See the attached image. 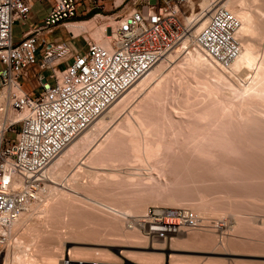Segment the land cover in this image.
<instances>
[{
	"label": "rangeland",
	"instance_id": "obj_1",
	"mask_svg": "<svg viewBox=\"0 0 264 264\" xmlns=\"http://www.w3.org/2000/svg\"><path fill=\"white\" fill-rule=\"evenodd\" d=\"M198 1L207 3L209 0ZM132 6L131 0H126L124 4L114 8L112 1L107 0L100 8H93L74 22L68 23V29L64 25L54 27L51 32L46 33V40L54 44L64 43L69 47L61 57L66 62L65 57L69 60L73 51L84 49L89 41L102 43L107 38L106 34L111 35L119 16L129 11ZM47 7V0L34 1L30 19L25 23L14 22L13 39L18 40L23 30L38 23ZM253 39L260 48L264 47V34L253 36ZM181 46L179 43L175 48ZM63 65L65 63L60 67ZM38 68L35 65L29 69L27 76H21L23 86L28 91L38 92L40 89L34 75ZM169 70L168 67L164 68V74ZM45 72L48 73L47 70ZM171 82H162V95L159 96H164V102L170 108L177 103L172 96L177 87ZM149 90L129 101L128 106L125 105L124 109L114 116L113 122H110L111 127L108 124L109 128L106 126V129L97 130L90 139H82L80 147L63 161L57 177L55 173L53 181L45 182V185L49 186L44 185L42 199L32 202L29 209L25 210L26 216L22 218H25V222L22 220L18 224L20 228H16L14 223L8 226L0 224V257H7L10 253L9 262H18L19 256L16 257L15 254L19 253L25 256L22 262L26 263L35 253L41 255V264H264L263 155L257 154L256 159L252 156L249 161H236L225 167L191 154L190 150L183 146L186 142L183 137L189 135L187 128L190 124L182 122L174 125L168 120L165 121L159 113V106L153 100L155 94L148 95ZM141 101L145 102V106L148 105L147 108L152 109L146 117H150V121L155 122L156 126L158 124L157 128L167 136L163 141L165 149L162 154L157 156L158 158H152V162L136 161L133 164L129 162L124 141L118 139L120 142H116L120 145L117 144L113 150L108 151L113 154L112 157L109 154V158L116 161L118 157V161H106L109 164L104 162L106 166L90 164L85 157L92 147L103 141L115 124L131 115L134 105ZM175 134L179 138L176 139ZM105 159L108 160V157ZM248 162L251 164L248 165ZM95 172L100 174L99 177L106 176L102 177L105 180L100 179L101 177L93 178L91 174ZM109 172L117 174L116 180L110 177L111 182V179L107 178ZM50 185L57 186V189H52ZM89 191L95 193V198L100 197L102 202L126 205L132 207L133 212L129 213V216L121 217L119 221L104 209L102 212L100 207L92 206L90 200L81 195L83 193L79 194ZM70 192L77 198H71L68 194ZM175 198L176 201L171 202V199ZM46 200L52 213H48L49 215L44 212ZM61 200L63 205L57 208L58 211L51 209ZM200 205L201 210L207 209L203 213H208L198 214L203 224L189 230L183 229L169 238L162 235L150 237L147 235L149 229L144 230L133 220L149 209L177 207L188 208L197 213ZM22 222L25 225H22ZM21 225L27 230L26 233ZM28 243L33 244L29 246ZM41 257L50 258L51 262L44 263L40 261ZM0 264H3L2 259Z\"/></svg>",
	"mask_w": 264,
	"mask_h": 264
},
{
	"label": "built area",
	"instance_id": "obj_2",
	"mask_svg": "<svg viewBox=\"0 0 264 264\" xmlns=\"http://www.w3.org/2000/svg\"><path fill=\"white\" fill-rule=\"evenodd\" d=\"M34 1L0 0V224L4 225L41 192L51 160L181 38L187 36L188 45L222 67H228L241 50L240 20L222 3H215L203 28L194 32L191 24L201 10L192 12L189 4L194 0H131L132 8L116 20L107 46L89 41L65 62L61 57L69 47L47 41L46 33L107 0H47L43 17L14 40V22L30 19ZM111 1L116 8L126 0ZM35 65L40 89L31 92L21 76ZM133 220L147 228L167 224L174 231L203 224L194 210L177 207L149 209Z\"/></svg>",
	"mask_w": 264,
	"mask_h": 264
},
{
	"label": "bare ground",
	"instance_id": "obj_3",
	"mask_svg": "<svg viewBox=\"0 0 264 264\" xmlns=\"http://www.w3.org/2000/svg\"><path fill=\"white\" fill-rule=\"evenodd\" d=\"M215 3H222L240 20L237 36L241 44V50L232 63L228 67L216 65L211 62L199 48L192 44L188 45L187 36L181 38L180 41L171 50H169L163 58L157 61V63L152 66L145 75L139 78L134 84H132L130 88L123 92L102 114H100L86 129H84L73 140H71L51 160L44 170V185L46 181H53L52 178H54L55 173L57 177L58 170L60 169L63 161H65L66 158L71 155V152L80 147L83 138L86 137L87 139H90V137L94 136L97 130L106 129L108 124L112 125L110 122H113L112 120L114 116L116 117L120 110L122 111V109H124L125 105L128 106L127 104L129 101L135 98V96L138 94L146 92L149 89L148 95L155 94V98L153 100H155L159 106V113L162 115L165 121L168 120L174 125L182 122L190 124L187 128L189 129V135L187 137L184 136L185 138L183 137V140L186 139V142L183 146L186 149H189L191 154L212 164L220 166L224 165L225 167L227 165L230 166L236 161H249L252 156H254L256 159L255 155L257 154H261V156L263 155L264 157V47L260 48L253 39V36L259 37L264 34V0H217L216 2L214 0H209L207 3L194 0L189 4L190 9L193 10L192 12L199 8H201V10L199 16L193 20L191 24L192 31L197 32L203 28ZM68 27L69 25H67V28ZM106 35L107 38L104 39L101 44L107 46L109 44L108 41L111 35ZM179 43L182 46L175 48ZM166 67H168V69L170 68V70L164 74L163 70ZM164 81H172L171 83H174L177 87L176 91L172 93V96L176 99L177 103L171 105V108L164 102V96L163 98L159 97L161 94L160 89ZM144 103V101H141L135 104L134 107L132 106L133 109L131 108V115H127L126 118L124 116V120L112 127L113 130H110L112 133L109 131L110 134L108 133V135L105 136V139L103 136V141L98 142L92 147L85 157L90 164L103 166L106 161L108 162L109 160L113 159L109 158L110 153L108 151L113 150L112 148L117 146L118 143L116 141L118 139L124 141L123 144H125V148L128 151L127 154L129 155V162L131 163L136 161L149 162V160L152 158H158L157 156L162 154L164 151L163 149H165L163 141H165L164 139H166L167 136H165V133L163 134L162 130L157 128L158 124L156 126L155 122L150 121V117H146L148 113L150 115L152 109L147 108L148 105L145 106ZM153 123H155V125ZM180 126L183 128L182 125ZM177 138H179V136L176 135V139ZM180 139L179 141L181 142L182 139ZM123 144L121 143V146ZM179 144L181 146V143ZM118 145H120V143ZM117 148L119 149L121 147ZM183 153L186 154L185 152ZM107 157L108 160L105 159ZM113 157L115 158V156ZM116 158L117 160H114L118 161L119 158ZM111 161L116 162L113 160ZM249 164L251 163L248 162V165ZM93 174H91L92 177L96 179L100 175L96 174V172ZM109 174L107 175V178L111 177L115 179L117 176V174ZM102 177L100 179H104L106 176L104 178ZM133 180L134 179H132V181ZM62 181H64V179ZM147 182L150 183L149 181ZM45 186H49V184H46ZM50 186L54 190L57 189V186ZM41 192L43 193V189ZM41 192L34 200L28 203L26 208L15 220L9 224L2 225L8 226L14 223L16 228H20L18 224H20L22 220L25 222V218L22 219L27 213L25 210L29 209V207L32 205V202H38L40 198L42 199ZM68 194L71 198H77L73 192ZM79 194L89 199V202L92 204V206L96 205L100 207L101 211L104 209L108 212V214L110 213L117 220H119L121 217L123 218V216H129L128 214L133 212L132 207H128L126 205H120L119 203L114 205L113 203L110 204L109 201L108 203L106 201V203L102 202L99 200L100 197L97 195L99 199L95 198V195H93L95 193H91V191L80 192ZM174 201H176V198L171 199V202L174 203ZM62 202L63 200L59 201L56 206L51 207V209L54 211L55 209L57 210V208L63 205ZM90 204L89 207L91 208ZM199 209H197V214L208 215V213H203L204 210H207L206 208L201 210L202 207L200 205ZM45 211L47 215L52 214L50 213L51 210L49 208L48 202L46 203V209L44 212ZM23 222L22 225H25ZM22 225L21 227L24 228ZM163 225L165 226H155L148 228L149 233L147 235L150 237L162 235L165 238H169L174 235V233H177L183 229H191L181 226L179 227L178 231H174L172 228H169L167 224ZM141 227H143V229H147L146 225H141ZM25 230L26 229L24 228V232ZM145 232H147V230ZM26 242H28V240ZM32 244L33 243L29 244V246ZM17 255L19 256L18 262H9L10 253L9 256L7 255V257H0V259L3 260V264H41L39 262V256L41 255L38 256V254L33 253L32 257H29V261L26 263L22 262V259L25 260V256H21L19 253L15 254L16 257ZM41 258L42 259H40V261L42 260L44 263L51 262L50 258ZM13 259L14 257L12 260Z\"/></svg>",
	"mask_w": 264,
	"mask_h": 264
},
{
	"label": "crops",
	"instance_id": "obj_4",
	"mask_svg": "<svg viewBox=\"0 0 264 264\" xmlns=\"http://www.w3.org/2000/svg\"><path fill=\"white\" fill-rule=\"evenodd\" d=\"M59 25H61V24H59ZM59 25H57V26H59ZM65 27H66V29H68V28H67V25H65ZM18 39H19V38H18ZM33 67H34V66H33ZM33 67H32V68H33Z\"/></svg>",
	"mask_w": 264,
	"mask_h": 264
}]
</instances>
